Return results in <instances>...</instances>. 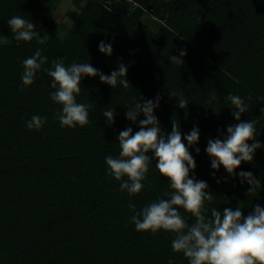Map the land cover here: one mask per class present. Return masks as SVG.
Masks as SVG:
<instances>
[{
  "label": "trees",
  "instance_id": "trees-1",
  "mask_svg": "<svg viewBox=\"0 0 264 264\" xmlns=\"http://www.w3.org/2000/svg\"><path fill=\"white\" fill-rule=\"evenodd\" d=\"M65 1L0 0V264H189L172 251L174 233L136 231L131 222L129 200L139 211L171 191L156 160L145 188L130 197L108 175L105 157H118L120 131H139L144 116L133 123L128 107L159 95L154 114L162 132H171L174 119L182 134L200 130L189 148L197 163L190 176L207 181L206 191L213 192L206 214L240 207L246 216L255 205L264 207V147L236 176L223 165L213 169L205 150L209 139H222L221 131L240 122L225 99L229 94L248 105L241 121H258L256 139L264 144V0H71L78 12H66L70 24L54 17ZM13 16L43 23L45 43L15 40L7 23ZM101 41L113 46L111 56L100 52ZM37 49L48 57L44 67L65 58L66 66L91 63L110 75L123 63L129 87L84 77L76 100L92 104L90 123L62 127V106L49 95L52 78L41 69L33 84L22 85L21 61ZM181 49L184 63H171ZM170 91L182 93L188 107L180 108ZM213 92L217 99L209 103ZM105 110L116 112L114 124L106 122ZM33 115L47 117L39 131L26 127ZM240 171L253 172L261 187L247 195L251 185L241 183ZM179 211L194 222L191 213Z\"/></svg>",
  "mask_w": 264,
  "mask_h": 264
},
{
  "label": "clouds",
  "instance_id": "clouds-1",
  "mask_svg": "<svg viewBox=\"0 0 264 264\" xmlns=\"http://www.w3.org/2000/svg\"><path fill=\"white\" fill-rule=\"evenodd\" d=\"M131 3V0H129ZM105 8L109 11L108 5ZM7 23L17 41H32L34 38L39 44L45 43L44 36L36 31L33 22L20 16H13ZM100 52L111 56L113 46L101 41L98 45ZM186 50L181 49L179 55L170 57L171 63L183 64ZM23 72L21 80L23 86L33 84L36 74L43 70L52 78L50 99L61 105L57 118L62 127H83L90 123L89 109L92 104L78 103L77 95L81 92V82L86 76H99L102 83H107L113 88L119 83L124 88L129 87L127 79V66L119 64L118 70L110 75L104 74L91 63H76L65 65V58L54 59L51 67H44L48 57L42 49H37L34 54L21 61ZM122 77H126L122 79ZM23 86L21 91H23ZM171 97H179L177 103L180 108L188 107V101L182 93L170 91ZM213 92L209 103L216 100ZM233 105V116L237 124L227 127V134L221 131L215 139H209L206 152L211 157V167L219 170L221 165L232 176H236V169L242 162H252L255 151L264 147L256 139L258 121H241V114L248 111V105L238 95L229 94L225 97ZM161 97L149 99L141 103L136 102L128 107L126 118L136 123L143 114L144 119H139V131L133 132L132 127H127L119 132L118 144L120 152L118 157L111 155L105 157L108 166V175L121 181L120 190L127 191L129 196H135L145 188L144 181H148L147 173L153 159L155 167L162 176L169 179L171 191L166 193L167 199L157 198L155 202L137 210L136 205L129 200V209L132 211L131 222L136 231H151L155 235L159 230H167L175 234L171 241L172 251L183 253L189 264H264V207L255 205L254 210L244 215L240 207L233 210L226 207L223 211L211 209L210 217L206 214L208 209L205 201L212 202L213 192L207 181L198 180L190 172L197 167V163L189 148L199 142L200 130L194 126L188 134H182L180 124L174 119L171 132L161 131V125L154 110L159 107ZM264 111V109H262ZM103 116L109 125L115 123L116 112L105 110ZM47 117L33 115L27 121L29 130H41ZM187 140V145L183 142ZM254 141L249 144L248 141ZM199 154V147L195 148ZM151 152L152 155H148ZM215 178V172L212 173ZM241 183L247 182L251 187L247 189L250 195L261 187V182L251 171H240ZM127 179H122L123 177ZM220 181L217 180V183ZM150 185V181L148 182ZM183 208L191 213L194 222L189 223L180 214ZM168 264H174L169 260Z\"/></svg>",
  "mask_w": 264,
  "mask_h": 264
},
{
  "label": "rangeland",
  "instance_id": "rangeland-1",
  "mask_svg": "<svg viewBox=\"0 0 264 264\" xmlns=\"http://www.w3.org/2000/svg\"><path fill=\"white\" fill-rule=\"evenodd\" d=\"M67 11L73 12V13H77L78 12V9L72 4L71 0H66L65 3L63 4L61 12L59 14L54 15V17L64 21L67 24H70V19H69V17L66 14ZM34 24L36 26V31H38V32L40 30L41 31H43V30L46 31L47 30L46 26L43 23L39 22V21L35 22Z\"/></svg>",
  "mask_w": 264,
  "mask_h": 264
}]
</instances>
